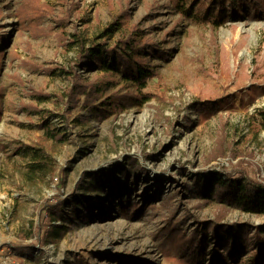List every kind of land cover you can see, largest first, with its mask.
<instances>
[{"label":"rangeland","instance_id":"obj_1","mask_svg":"<svg viewBox=\"0 0 264 264\" xmlns=\"http://www.w3.org/2000/svg\"><path fill=\"white\" fill-rule=\"evenodd\" d=\"M20 2L0 0V264H178L164 228L178 224L188 235L219 209L192 194L197 177L215 181L240 169L264 183V0L227 2L218 28L204 17L206 5L181 18L168 0H39V17L28 25L24 16L22 25ZM123 12L131 30L113 41L144 37L166 57L146 48L156 77L142 93L152 98L100 121L83 96L69 102L60 68L76 48L65 51L57 37L63 26L91 38ZM98 72L77 69L83 82ZM121 87L110 82L106 92ZM43 119L67 143L47 142L55 171L31 177L26 147L38 143ZM59 201L54 230L62 236L38 234L48 224L44 206ZM130 206L137 211L126 214ZM224 222L252 227L241 258L263 244L264 264V212L231 210ZM192 259L180 264L212 263Z\"/></svg>","mask_w":264,"mask_h":264},{"label":"trees","instance_id":"obj_2","mask_svg":"<svg viewBox=\"0 0 264 264\" xmlns=\"http://www.w3.org/2000/svg\"><path fill=\"white\" fill-rule=\"evenodd\" d=\"M168 1L170 7L181 18H189L195 5L200 7L206 5L204 17L214 28H218L226 20L224 15L226 3L232 5L235 2V0ZM238 1L242 2V0ZM39 14V0H21L16 16L22 25L25 23L24 16H27L26 24L30 25L33 20L39 17ZM128 16L127 12H123L91 38L84 37L77 29L68 34L63 26L57 37L59 45L65 51H70L73 47L76 48L75 57L68 67L60 68V71L70 81L66 91L69 102L75 106L83 96L89 116L100 121L115 117L130 109L141 108L152 98L153 95L142 93L147 87V83L156 77L153 68L147 64L146 48L149 49L150 54L166 57V52L160 48L159 44L147 43L148 41L144 37L138 41L131 40L129 36L126 39L119 38L113 41L116 32L125 28L131 30L128 27ZM197 18L198 15H193V19L197 20ZM2 41L5 40L0 37V42ZM4 55L5 52L0 51V68ZM77 69L98 70L99 72L94 80L83 82L77 74ZM55 70L52 69V72ZM116 81L121 82V89L115 92H106L107 85ZM37 126L42 131V135L39 137L38 143L26 147V150L28 148L31 150V161L27 165V172L31 177H44L55 171L54 161L47 154L44 145L47 142L62 145L67 143V138L64 133L48 124L45 119L41 120ZM127 171L130 172V170ZM234 174L236 177L229 173L221 179L212 181L207 173H203L204 181L199 183L197 177L196 186L190 188L192 192L196 191L192 193L195 197L204 200L206 204L219 207L212 220L196 221L195 229L188 235L180 229L178 224L168 223L164 228L163 232L166 236L164 244L171 246L177 255L176 262L178 264L192 262L195 255L197 259L198 255L209 258L211 264H261V246L263 244H260L261 246L248 255L245 260L241 258V254L247 251V245L250 242L248 236L252 227L245 223H225L224 220L231 210L253 214L263 213L264 183L247 176L240 169ZM63 202L59 201L55 205L46 204L44 206L45 221L48 224L42 221L37 228L38 234L50 235L55 238L62 236V233L54 230V225L61 219L58 209ZM137 207H125L124 212L128 214L134 210L137 211ZM202 232L205 233V236H202ZM208 233H211L214 241H212V253L206 255L209 242H207ZM14 249L19 251L24 247L15 246Z\"/></svg>","mask_w":264,"mask_h":264}]
</instances>
